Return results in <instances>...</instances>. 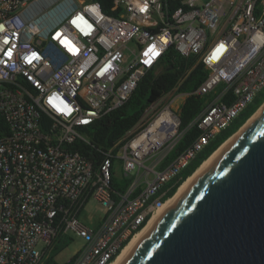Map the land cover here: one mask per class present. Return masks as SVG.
I'll use <instances>...</instances> for the list:
<instances>
[{
    "label": "built area",
    "instance_id": "obj_1",
    "mask_svg": "<svg viewBox=\"0 0 264 264\" xmlns=\"http://www.w3.org/2000/svg\"><path fill=\"white\" fill-rule=\"evenodd\" d=\"M111 10L0 0V264H42L61 236L83 238L71 264H110L264 89V0H112ZM170 47L208 71L194 91L213 95L204 109L182 128V76L99 161L84 153L87 128L122 107ZM194 124L193 143L165 163ZM91 200L104 213L86 222Z\"/></svg>",
    "mask_w": 264,
    "mask_h": 264
},
{
    "label": "water",
    "instance_id": "obj_2",
    "mask_svg": "<svg viewBox=\"0 0 264 264\" xmlns=\"http://www.w3.org/2000/svg\"><path fill=\"white\" fill-rule=\"evenodd\" d=\"M123 264H264V108Z\"/></svg>",
    "mask_w": 264,
    "mask_h": 264
},
{
    "label": "trees",
    "instance_id": "obj_3",
    "mask_svg": "<svg viewBox=\"0 0 264 264\" xmlns=\"http://www.w3.org/2000/svg\"><path fill=\"white\" fill-rule=\"evenodd\" d=\"M107 13H111L112 0H97ZM208 71L199 60L198 54L183 55L170 47L163 56L161 67L152 68L140 81L129 100L120 108L115 109L87 128L91 144L78 142V147L96 161L100 160L99 148H111L116 141L140 118L145 108L153 101L160 99L171 91L178 79L184 77L178 91L188 93L181 106L180 116L182 128H186L204 109L213 95L195 93L204 81ZM264 89L229 126L220 132L210 144L183 170L182 179L174 185L167 194V199L173 196L181 184L192 175L196 169L230 136H232L263 104ZM198 128L194 124L185 132L183 138L175 145L166 158L167 163L180 151L191 145L196 138ZM73 240L72 237L61 236L45 253L42 264H71L74 256L65 263L57 261L56 256Z\"/></svg>",
    "mask_w": 264,
    "mask_h": 264
},
{
    "label": "bare ground",
    "instance_id": "obj_4",
    "mask_svg": "<svg viewBox=\"0 0 264 264\" xmlns=\"http://www.w3.org/2000/svg\"><path fill=\"white\" fill-rule=\"evenodd\" d=\"M264 104L244 123L241 128L236 131L232 136H230L224 143H222L197 169L196 171L190 175L178 188L176 193L171 196L164 204L163 206L158 210L157 213L150 219V221L147 223V225L139 231L131 240L130 242L124 247L122 252L110 263V264H123L125 259L133 252V250L136 248L138 243L141 241V239L144 237V235L147 233V231L153 226V224L159 220L162 215L173 205V203L179 198V196L182 194V192L190 186L195 180H197L201 174L205 171V169L209 166V164L212 162V160L215 158V156L223 151L228 144L238 135L240 131L245 129L250 122L263 110Z\"/></svg>",
    "mask_w": 264,
    "mask_h": 264
},
{
    "label": "rangeland",
    "instance_id": "obj_5",
    "mask_svg": "<svg viewBox=\"0 0 264 264\" xmlns=\"http://www.w3.org/2000/svg\"><path fill=\"white\" fill-rule=\"evenodd\" d=\"M160 67H161V65H159L157 67V69H159ZM181 100L182 101L185 100V95L182 97ZM263 104H264V102H263ZM122 176H124L123 173H122ZM128 180L129 179H127L126 176H124L122 178V181L123 182H127ZM103 213H104L103 206L101 204H99L98 201L91 200L90 203H89V205L86 207L85 211L83 212V219L86 222H90V221L95 222V221H97V219L99 217H101L103 215ZM91 216H92V218H91ZM82 243H83V238L81 236H74L73 240L69 243V245L56 256L57 261L60 262V263L68 262L73 257V255L75 254V252L81 247Z\"/></svg>",
    "mask_w": 264,
    "mask_h": 264
},
{
    "label": "crops",
    "instance_id": "obj_6",
    "mask_svg": "<svg viewBox=\"0 0 264 264\" xmlns=\"http://www.w3.org/2000/svg\"><path fill=\"white\" fill-rule=\"evenodd\" d=\"M185 101V100H184ZM184 101L182 103H184Z\"/></svg>",
    "mask_w": 264,
    "mask_h": 264
}]
</instances>
